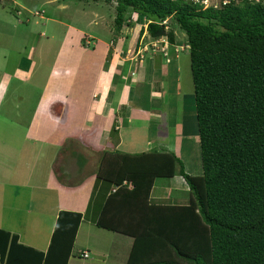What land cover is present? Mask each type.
Segmentation results:
<instances>
[{"label": "trees", "instance_id": "1", "mask_svg": "<svg viewBox=\"0 0 264 264\" xmlns=\"http://www.w3.org/2000/svg\"><path fill=\"white\" fill-rule=\"evenodd\" d=\"M75 1L112 5L117 33L136 13L154 40L173 42L176 27L186 34L203 167L189 176L168 151L102 153L90 201L97 227L134 239L128 264H264V4ZM178 166L188 205L152 204L153 187ZM83 217L60 211L47 252L0 229V264H69Z\"/></svg>", "mask_w": 264, "mask_h": 264}, {"label": "crops", "instance_id": "2", "mask_svg": "<svg viewBox=\"0 0 264 264\" xmlns=\"http://www.w3.org/2000/svg\"><path fill=\"white\" fill-rule=\"evenodd\" d=\"M8 1L10 5L14 0ZM91 2L99 13H95L94 17L89 19L88 23L90 27L93 26L92 29H76L72 22L64 23L54 18L47 19L54 25L61 26L62 33L74 34L73 44L61 48L79 51V56L73 61L75 65H72L77 70L78 76L74 82L68 84L67 88L62 87L50 93L52 79L51 77L47 79L46 76L42 82L43 94H38V82H35V77L40 75L44 51L39 50L36 54L35 47L27 49L25 58L32 62V67L30 71L24 72L22 54L14 56L12 59L15 60L11 63L8 60L11 57L9 51L0 50L1 126L11 125L24 113L28 114L30 139L38 145L32 154L36 155L37 163L43 159V165L39 166L43 171L42 177L37 186L39 189H45L46 195L57 197L55 220L44 238L42 234L40 236L42 228L37 224L27 238L28 243H25V233L19 231L21 227H5L8 222L5 213L0 215V229L17 234L23 245L47 252L59 212L81 213L84 217L69 264L73 261L75 264H128L134 239L99 228L95 224L100 210L97 207L98 209L95 208L92 212L90 201L96 185L97 172L87 175L86 169L90 167V163L83 151L89 150L100 157L102 153L108 151L129 155L152 150L168 151L174 153L182 163L186 144L184 141L189 137H198L195 136L193 129L186 132L185 124L178 120L179 114L184 117L185 101L191 100V96L186 93L191 90V82L188 78V74H192L190 52L186 45V34L178 27L174 30V41H168V47L162 42L166 39L163 38L157 41L158 48L154 49L156 40L148 34V21L133 13L131 18L127 16L130 20H127L121 31L117 33L114 30L115 9L112 8L108 13L101 2L99 4ZM255 2L264 4V0ZM20 8L23 10L22 7ZM22 10L17 12V16L23 17ZM34 17L43 19L41 13H36ZM25 19V23L30 25L32 19L28 17ZM105 20L108 22L104 23ZM19 22L23 23L21 20ZM94 27H100V30H94ZM44 36L43 33L42 37ZM61 48L57 60L63 54ZM162 48H166L168 52L166 57L161 52ZM184 56L189 61L187 67L183 61ZM167 58L171 62H167ZM9 65L13 66L10 71ZM58 67L59 65H52V74ZM64 84L65 82L63 86ZM24 88L28 90L27 94L29 92L33 94L32 97L38 96L36 107L29 111L21 110L23 101L21 93ZM11 116L15 118L12 120ZM71 145L78 146L82 151L71 149ZM2 149L5 148L0 142V151ZM197 152L196 148V155ZM10 154L15 161L19 156L21 162L22 155L18 150L16 151V147L11 148ZM59 163L61 171L57 172L56 165ZM182 165L189 176H201L198 175L199 167L193 168L191 173L184 163ZM73 170L74 174H72ZM179 171L180 166L177 167V173L170 181L162 186L156 184L153 187L150 196L152 204L188 205L189 186ZM16 182L17 175L10 174L9 187L16 186ZM7 188L4 187L5 193ZM125 188L128 191L134 189L133 186ZM166 201L170 202L166 203ZM88 213H91L90 217ZM92 227L109 234L103 236L98 230L94 235L90 234ZM81 235L84 240L78 247ZM89 236L92 238L89 239ZM82 251H87L89 258H81Z\"/></svg>", "mask_w": 264, "mask_h": 264}, {"label": "rangeland", "instance_id": "3", "mask_svg": "<svg viewBox=\"0 0 264 264\" xmlns=\"http://www.w3.org/2000/svg\"><path fill=\"white\" fill-rule=\"evenodd\" d=\"M183 2L186 3L187 1L183 0ZM221 2L222 0H216L215 2L213 1L212 4L220 6ZM101 3L105 5L104 9H106L108 13L112 11V5H108L103 1ZM0 5V50L2 49V52H4L5 49L9 51V56L11 57H9L8 60L12 63L15 60L12 59L14 56L22 54V68L24 72H27L28 70L30 71L32 67V62L25 58L27 57L25 54L27 49L29 50L31 47H35L37 49L36 54L39 50L45 52V55L43 56L44 62L40 69V75L35 77V82H38V94H43L41 90L42 82L46 79V76L47 79L49 77L52 79V84L49 89L50 93L53 90L58 91V89L62 87L67 88L70 82H74L78 76V72L72 65H75L73 61L77 56H79V51H77L78 49L61 48L64 45L71 46L73 44L74 34L65 32L62 33L61 26H56L47 19L54 18L64 23L72 22L76 29H92L93 26L90 27V24L88 23L89 19H92L95 13L99 14L96 9H94L92 2L87 3L84 1L80 3L75 0H14L9 5L8 0H0ZM20 7H22L23 10ZM6 8L8 9L6 10ZM19 10H22L23 17L17 16V12ZM36 13H41L43 19L34 17ZM108 16L109 15H107V17ZM26 17L32 19L30 25L25 23ZM19 20L23 23L19 22ZM105 22H108V20H105L104 23ZM94 30H100V27H94ZM43 33L45 35L44 37H42ZM60 48L63 51V54L57 60ZM166 53L168 55V52ZM183 61L187 67L189 63L187 57L184 56ZM167 62H171V60H168ZM52 65H59L53 74L51 70ZM12 68L13 66H8L9 71ZM188 78L191 82L190 87L192 91L189 90L186 92V90H188L186 89L185 92L188 96H191V100L188 101L187 99V102L185 101L183 113L184 117L182 114H179L178 120L185 124L186 132L187 130L190 131L193 129V132L196 133L195 136L198 137H189L184 141L186 144L184 155L182 156V163L186 165L187 169H190L191 173H193V168L199 167L200 172L198 175L202 176L203 167L196 120V102L193 91L194 84L191 73L188 74ZM64 82L65 84L63 86ZM27 92L28 90H25L24 88V91L21 93L23 94L21 110L24 111H29L36 107L38 99L37 95L32 97L33 94L31 92L27 94ZM27 115L28 114L24 113L21 118H18V121L16 119L14 121L15 123H11V125L3 124L1 126L0 123V138L2 139L0 142L5 148L0 151V215L3 213L6 215V220H8V222L5 224V227H21L19 228V231L25 233V243H28L27 238H29V234L37 224L38 226H41L42 231H40V236L42 234V237L44 238L54 223L57 211V197L50 194L46 195L47 191H45V189H39L37 186L39 185L42 177L41 174L43 171H41L39 166L43 165V159L37 163L36 155H34V153L32 154V151H35V149L38 148V145L30 139L31 134L28 129L29 117H27ZM14 118V116H11L12 120ZM14 126L15 129H13ZM14 136L16 139H14ZM71 146V149L73 150L78 152L82 151V149L78 148V146ZM12 147H16V151L18 150L21 153V162L19 156H17L15 161L12 154H10ZM196 148L198 149L197 155ZM83 153L90 163V167L86 169L87 175L95 174L98 170V164L101 158L100 155L94 154L89 150L83 151ZM59 166L60 163L56 165L57 172L61 171ZM74 169H76V167H74ZM14 173L17 175V185L10 188V174L14 175ZM72 174H74V170L72 171ZM168 181L170 180L160 179L157 184L162 186ZM11 184H13L12 180ZM3 186L8 187L6 193ZM169 202L170 201H166V203ZM188 202L189 201L187 199V203ZM94 210L95 207L92 209V212ZM90 216L91 213H88V217ZM12 224L15 226H12ZM96 230L101 232L100 234L103 236L109 234L104 230L96 229V227H92L89 233L94 235ZM91 238L92 236H89V239ZM83 240L84 237L81 235L80 240L78 241V247L82 245ZM72 263L75 264V261Z\"/></svg>", "mask_w": 264, "mask_h": 264}, {"label": "built area", "instance_id": "4", "mask_svg": "<svg viewBox=\"0 0 264 264\" xmlns=\"http://www.w3.org/2000/svg\"><path fill=\"white\" fill-rule=\"evenodd\" d=\"M193 2H194V4H196V5H198V6H202L203 8H209V7H218L217 5H215V4H212V1L211 0H192ZM250 1H259V0H250ZM227 3H229L228 1H226V0H224L223 1V4H227ZM167 22H168V20H166V21H164L163 23H162V25H166L167 24ZM165 45H166V47H168V42H167V40H163L162 41ZM153 47H154V49H157L158 48V45H157V42H155V44L153 45ZM161 52L163 53V56H167V51H166V48H162L161 49ZM168 60H170L169 58H167V61ZM126 186H132L131 184H129L128 182H124L123 184H122V186L121 187H126ZM117 187H113V192H116L117 191ZM80 257L81 258H85V259H87L88 257H89V253L87 252V251H82V252H80Z\"/></svg>", "mask_w": 264, "mask_h": 264}, {"label": "clouds", "instance_id": "5", "mask_svg": "<svg viewBox=\"0 0 264 264\" xmlns=\"http://www.w3.org/2000/svg\"><path fill=\"white\" fill-rule=\"evenodd\" d=\"M163 39V38H162ZM158 40H160V39H158ZM158 40H156L155 42H157ZM165 40H167V39H165ZM167 42H168V40H167Z\"/></svg>", "mask_w": 264, "mask_h": 264}]
</instances>
